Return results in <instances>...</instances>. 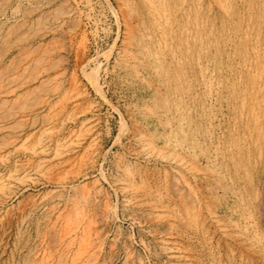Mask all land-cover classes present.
Segmentation results:
<instances>
[{"label":"rangeland","instance_id":"1","mask_svg":"<svg viewBox=\"0 0 264 264\" xmlns=\"http://www.w3.org/2000/svg\"><path fill=\"white\" fill-rule=\"evenodd\" d=\"M143 2L0 0V264H264V0Z\"/></svg>","mask_w":264,"mask_h":264},{"label":"bare ground","instance_id":"2","mask_svg":"<svg viewBox=\"0 0 264 264\" xmlns=\"http://www.w3.org/2000/svg\"><path fill=\"white\" fill-rule=\"evenodd\" d=\"M144 2L143 3H145V4H147L148 6L149 5H151V0H143ZM122 3V2H121ZM213 3H214V1H213ZM124 4V3H123ZM215 4V3H214ZM157 5V4H156ZM216 6H219V7H221V8H223V6L222 5H220L219 3H218V5L217 4H215ZM180 6H181V4H180ZM131 8V7H130ZM156 8V7H155ZM180 8V7H179ZM122 9V8H121ZM120 9V10H121ZM125 9V8H124ZM183 9V8H182ZM119 10V11H120ZM123 10V9H122ZM156 10V9H155ZM184 10V9H183ZM220 10H222V9H219V11ZM158 11H159V9H158ZM163 11V10H162ZM227 11V10H226ZM178 12V11H177ZM225 12V11H224ZM123 13V12H122ZM161 14V13H160ZM177 14V13H176ZM157 15V14H156ZM155 14H154V12L152 13V18H156L155 16H156ZM175 15V14H174ZM188 15V14H187ZM124 16H126L125 15V13H124ZM124 16H122L123 17V20H124ZM189 16V15H188ZM226 16V15H225ZM232 16V15H231ZM171 17V16H170ZM202 17V16H201ZM165 19H168L166 16L164 17ZM127 19V18H126ZM128 21V20H127ZM128 22H130V21H128ZM126 23V22H125ZM178 23V22H177ZM175 24H176V22H175ZM127 25H129V24H127ZM127 25H125L126 27H127V29H130V28H128L129 26H127ZM151 26H153L154 28H153V33L154 34H156V36L157 37H159V39H161L162 40V46L164 47V49H167V50H170V46H169V44H167V42H166V40H165V34H164V31L165 30H162L161 29V26L160 25H156L153 21L151 22ZM169 27V26H168ZM186 27H188V26H186ZM181 28V27H180ZM190 29V28H189ZM182 30V29H181ZM127 31V30H126ZM130 31V30H129ZM183 31V30H182ZM128 32V31H127ZM167 32V31H166ZM181 32V31H180ZM184 32V31H183ZM200 32V31H199ZM189 35V34H188ZM129 36V35H128ZM147 37H149V35L147 36ZM188 37V36H187ZM130 42V41H129ZM128 42V43H129ZM182 42V41H181ZM179 43V42H178ZM190 43V42H189ZM130 45V44H129ZM126 46H127V43H126ZM185 50V49H184ZM187 51V50H186ZM252 51H254V49L252 50ZM185 52V51H184ZM168 53V52H167ZM173 56V55H172ZM168 57V56H167ZM257 57V56H256ZM239 58V57H238ZM176 59V58H175ZM259 64V63H258ZM249 67V66H248ZM263 67V66H262ZM168 68V67H167ZM250 68V67H249ZM259 68V67H258ZM169 69V68H168ZM252 69V68H251ZM242 72V71H241ZM247 72V71H246ZM178 73V72H177ZM249 73V72H248ZM181 74V73H180ZM182 75V74H181ZM185 75V74H184ZM180 76V75H179ZM259 76H260V74H259ZM258 76V77H259ZM175 77V76H174ZM253 78V77H252ZM256 79V78H255ZM258 79V78H257ZM183 80V79H182ZM252 80V79H251ZM153 82V81H152ZM172 82V81H171ZM258 82V81H257ZM257 84V83H256ZM160 85V84H159ZM251 86V85H250ZM259 86V85H258ZM255 88V87H254ZM176 90V89H175ZM254 90V89H253ZM262 90V89H261ZM263 91V90H262ZM249 92H250V90H249ZM251 93H252V90H251ZM255 93V92H254ZM242 94V93H241ZM264 94V93H263ZM160 95V94H159ZM249 95V94H248ZM247 95V96H248ZM257 95V94H256ZM258 98H260V97H258ZM244 100V99H243ZM242 102V101H241ZM244 102V101H243ZM256 104V101L255 102H253V100H252V102L250 103V105H249V107H248V110L249 111H251V113H252V111H253V109H254V105ZM242 105H243V103H242ZM147 109V108H146ZM149 110V109H148ZM150 111V110H149ZM253 113H255V112H253ZM260 120V119H259ZM250 121V120H249ZM240 122V121H239ZM241 123V122H240ZM253 124V123H252ZM244 125V124H243ZM259 126H260V124H259ZM250 129V128H249ZM252 131V130H251ZM241 132V131H240ZM247 134V133H246ZM144 135V134H143ZM146 137V136H145ZM147 138H148V136H147ZM146 138V139H147ZM146 139H144L143 137H141L140 138V145H141V147L143 148V149H145V150H147L148 151V149H150V144L148 143V141L146 140ZM235 141V140H234ZM241 141V140H240ZM242 143V142H241ZM152 147H153V145H152ZM246 147V146H245ZM248 147H249V145H248ZM237 148V147H236ZM152 150H153V148H152ZM152 150H150V151H152ZM175 153V152H174ZM173 153V154H174ZM176 154V153H175ZM169 155H170V153H169ZM171 157H172V155H171ZM191 158V157H190ZM173 160V159H172ZM176 161H177V164H179L180 166V168H182V169H184L185 171H187V172H189L192 176H193V174L194 173H196L197 171H195V169L193 168V164L191 163V162H189V161H185V160H182L181 158L180 159H178L177 160V155H176V159H175ZM201 173H203V172H200V174ZM131 175V176H130ZM130 175H128V183L129 184H131V182L134 180H132V178H133V176H132V174H130ZM137 190V189H136ZM137 192V191H136ZM156 200H157V198H156ZM160 201V200H159ZM156 202H158V201H156ZM158 205V204H157ZM156 206V205H155ZM157 208H158V206H157ZM160 208V207H159ZM165 209V208H164Z\"/></svg>","mask_w":264,"mask_h":264}]
</instances>
